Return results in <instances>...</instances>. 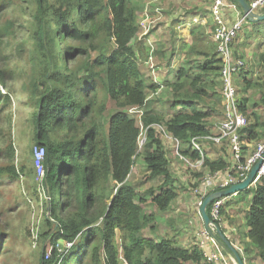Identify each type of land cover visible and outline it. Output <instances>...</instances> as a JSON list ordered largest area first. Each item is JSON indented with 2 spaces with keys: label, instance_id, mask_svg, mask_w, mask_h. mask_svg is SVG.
Returning a JSON list of instances; mask_svg holds the SVG:
<instances>
[{
  "label": "trees",
  "instance_id": "trees-1",
  "mask_svg": "<svg viewBox=\"0 0 264 264\" xmlns=\"http://www.w3.org/2000/svg\"><path fill=\"white\" fill-rule=\"evenodd\" d=\"M7 1L0 0V15L1 5ZM34 1V60L38 76L30 92L37 106L33 116L34 145L45 153L41 187L49 201V218L40 238L55 247L71 244L72 249L63 259L55 251L46 260L44 252L40 264H73L78 259L82 264L84 255V264H208L198 248L191 250L176 246L172 240L155 241L143 235L146 230L154 231L155 227L149 225L155 217L145 213L142 204L147 201H137L141 193L129 177L137 159L142 158L146 167L143 182L153 185L145 194L152 197L161 214L172 208L177 194L171 187V144L158 126L188 147L182 153L185 157L193 162L201 159V153L190 147L191 140L219 134L217 130L213 132L211 124L223 107L218 93L222 70L218 52L202 50V36L195 33L193 45L183 48L189 58V70L178 71L177 82L169 87V106L165 104L167 109L158 111L147 104L163 84L142 80L137 62L141 61V54L136 46H131L140 31L137 12L141 1ZM249 24L245 28L254 25ZM192 30L203 29L198 25ZM4 35L6 31L0 28V37ZM57 35L63 37V50ZM236 43L235 54L239 56ZM263 46L264 41L258 49L262 51ZM2 47L0 40V161L12 163V144L7 141L3 147L2 143L10 135V126L5 130L4 125L10 120L5 114L12 106L9 78L13 74L2 56ZM256 65V75L247 72V65L246 71L236 78L239 94L240 89L245 94L241 111L249 123L242 132L247 145L264 139V51L258 55ZM1 88L9 93L4 94ZM134 108L142 112L143 130L138 120L130 116L129 111ZM143 133L144 146L140 149ZM206 142H200L204 153ZM209 144L218 158L210 159L205 153V169L213 174L226 171L230 165L229 150ZM21 172L25 173L24 167ZM19 173L13 164H0V177L18 179ZM246 193L242 200L250 201L248 237L264 264V178ZM8 239L0 227V252ZM241 257L246 264V256Z\"/></svg>",
  "mask_w": 264,
  "mask_h": 264
},
{
  "label": "rangeland",
  "instance_id": "rangeland-1",
  "mask_svg": "<svg viewBox=\"0 0 264 264\" xmlns=\"http://www.w3.org/2000/svg\"><path fill=\"white\" fill-rule=\"evenodd\" d=\"M135 1L138 3L142 2L141 9L137 12L140 31L131 46H136L141 54V56L137 55L141 61L136 60L140 64L142 80L147 83H155L157 80L158 83L161 82L163 84V87L157 90L153 98H149L147 107L164 111L167 109L165 104L169 106L171 100L169 87L177 82L178 71L184 70V68L189 70L187 63L189 58L183 52V49L177 52L173 51L172 41L177 43L175 30L193 29L201 24H204L206 30H212V23L209 20V5L205 0ZM137 6L140 5L138 4ZM1 9L0 28L6 31V35L0 37L3 43L1 52L2 56L6 58L9 72L13 74L12 78H9L10 88H12L10 92L12 106L7 108L5 114L9 116L10 120L4 125L5 130L10 126V135L5 137V142L2 143V146L5 147L7 141H10L15 152V159L12 163L1 160L0 164L15 165L20 172V176L18 179H12L8 176L0 177V227L9 238L0 252V264H40L44 252H46V260L50 259L55 251H57L59 256L63 255L61 256V259H63L72 249L66 244L64 248L55 247L49 240L40 238V234L44 232L45 220L49 218V214L46 211V204L49 201L45 199V193L41 187L42 172L38 168L40 166L38 165L39 155L37 153L40 149L35 148L34 145L35 126L33 116L37 111V106L34 96L30 92V86L38 76L34 60L35 27L32 20L37 10V4L34 0H9L1 5ZM175 11L178 13L175 14L177 19H173L170 16ZM194 11H197L199 16L203 15V17L197 19L193 15L183 17L184 12L191 13ZM146 30H149V34L144 37ZM62 38L57 35V39L61 41V50L64 47ZM239 39L243 42L241 46L244 48H241V46L240 48L244 52L243 54L241 52V55L248 65L247 72L251 74L254 71L257 74V57L264 51V46L262 51L258 49L259 44L264 41V23L257 22L252 26H248L241 33ZM239 39L238 41L241 42ZM247 53L249 57H247ZM1 89L4 94L9 93L5 88ZM240 91V97L243 99L245 94H243L241 89ZM251 92L247 94L250 96ZM218 93L223 104L221 78ZM223 107L221 105V113L216 114L211 120V124L215 128L213 132L218 131V125L223 121ZM129 112L131 117L138 120V126L143 130L140 123L141 110L134 108ZM144 138L145 135L143 133L140 149L144 146ZM262 142H264V139L247 146V156H250L253 149L255 150L256 146ZM179 162L182 164L181 161ZM180 163L179 168L182 176L184 178L189 177L192 169L189 167L187 169L185 165ZM23 167L25 168V173L21 172ZM204 168L196 172L203 173L205 177L208 172L205 174ZM145 170L146 167L142 158H138L129 177V181L139 187L138 190L141 196L137 201L140 202L142 198L147 201L142 204V207L147 215L155 217L151 220L152 224L149 225L150 228L152 226L155 227L154 231L146 230L143 235L155 241L164 239H178L180 241V234L184 235L185 229L189 232L195 231L191 222L193 217L189 216V213L185 214L183 212H179L178 215L174 213L169 215L168 212L167 214H161L153 204L152 197L145 194L153 186L151 183L148 185L144 184ZM177 186L179 188L182 187L181 180L177 182ZM195 187L193 186L190 190V200ZM246 194V192L241 193L240 198L246 197ZM184 223H187V225L184 226ZM221 230L223 231V228ZM181 239L184 240L185 236ZM119 243L121 244V240H119ZM85 252H81L79 255L81 256ZM84 256L82 264L86 261ZM251 257L253 261H256L254 255ZM249 261H251L250 258L247 259L246 263H249ZM80 263L79 259L73 261V264ZM253 264L263 263L260 258Z\"/></svg>",
  "mask_w": 264,
  "mask_h": 264
},
{
  "label": "built area",
  "instance_id": "built-area-1",
  "mask_svg": "<svg viewBox=\"0 0 264 264\" xmlns=\"http://www.w3.org/2000/svg\"><path fill=\"white\" fill-rule=\"evenodd\" d=\"M205 1L209 5L210 18L213 23V39L219 59L222 62L221 86L224 113L223 121L218 125L219 134L214 137L193 138L191 140L190 147L194 151L201 153V159L193 162L182 154L183 143L171 135L166 128L158 126L164 134L165 140L173 145L180 159L192 170L199 171L205 167V153L200 143L201 140L212 142L220 148L229 150L231 158L227 170L215 174L208 172L201 184L193 189L196 217H193L191 222L194 224V222L198 221L203 225L201 208L207 197L243 183L260 160H263V164L253 186H256L264 178V142L258 144L250 156H247L245 152L246 143L243 141L242 132L249 123L247 116L241 111L242 101L236 85V78L246 71L247 65L245 60L235 54L234 45L250 21L235 0ZM246 1L252 12L258 15L264 14V0ZM148 34L149 30H146L144 37ZM155 83L161 84L157 80ZM37 153L39 155L38 165L40 166L38 168L44 175L42 161L45 153L41 149ZM224 205L225 198H221L214 200L207 208L212 220L210 228L214 234L223 225L222 211ZM67 245L71 247V244ZM195 246L200 250L204 261L208 264H237L205 226L197 231Z\"/></svg>",
  "mask_w": 264,
  "mask_h": 264
},
{
  "label": "crops",
  "instance_id": "crops-1",
  "mask_svg": "<svg viewBox=\"0 0 264 264\" xmlns=\"http://www.w3.org/2000/svg\"><path fill=\"white\" fill-rule=\"evenodd\" d=\"M192 13H194V14H192ZM175 14H178L177 11L173 12L170 16H172L173 19H177V16H175ZM197 14H198L197 11H194L191 13L184 12L183 17H188L191 15L195 16V19H197L199 17H203V15L199 16ZM185 15H187V16H185ZM209 20L211 21L210 13H209ZM199 27L203 30H192L189 28H187L185 30H175V35H176L175 39L177 40V43H175V41H172L173 51L174 50L176 52L180 51L181 49H183L187 45L192 46L194 43L193 35L195 33H198L202 36L200 39V48L202 50L205 49L207 52L217 51V47H216V44H215L214 39H213V30H206L204 24H201ZM242 44H243L242 41L241 42L238 41V43L236 44V50L239 51V53H238L239 56L243 58V56L241 55V52H242L241 48H244L241 46ZM240 46H241V48H240ZM243 53L244 52H242V54ZM173 55H174V53H173ZM247 57H249L248 53H247ZM196 59L200 60L202 58H196ZM202 60L204 61L205 59H202ZM202 60H200V61H202ZM247 146H249V145L246 144V147ZM187 149H188V147L187 146L185 147L183 145L181 152L183 153ZM204 149H205V153L208 155V157L210 159L215 160L218 158V153L215 151L214 148L211 147L209 142H206V144L204 145ZM168 151H169L168 160L170 163V170H171V174H172V178H173V182H172L171 187L173 189H175V192L177 194V199H176L175 203L173 204L172 208L170 210H168L167 212L169 215H171L173 213L178 215L179 212H183L185 214L189 213V216L196 217L195 197H194V195H193V197L191 196V200H190V195H191L190 190H191V188H193V186L197 187L201 184L200 182L203 181L204 174L200 173V172H196L195 170H192L190 173V176L187 178H184L182 176L181 170L179 168V163H180L179 161H181L182 164L187 167V169H188V166L177 155L176 150L173 148L172 144L169 147ZM253 152H254V149H253ZM246 153H248V151ZM203 171H205V174L207 172H209L205 168L203 169ZM203 171H201V172H203ZM200 175H202V177H199ZM179 180L182 181V187L181 188H179L177 186V182ZM240 196H241V194L229 197L227 199L225 198V205H224V208L222 211V219H223V225H222L223 231L222 232L224 233L226 238L230 241V243L240 252L241 255H245L247 259L250 258L251 261H249V263H246V264H253L256 261H258L260 259V257L258 255L257 248L252 244L250 238L248 237L249 227L247 225L246 219H247V212L249 209V202L250 201H249V199L246 201H243L242 198H240ZM188 197H189V199H188ZM165 214H167V213H165ZM176 222H178V221L176 220ZM180 222H181V219H180ZM196 222L197 223H194L193 227H192V228H195V231L189 232V231H187V229H185V231L183 232L184 235L180 234L181 238L183 236H185L184 240L181 238H180V241H178V239H175V240L168 239V240H172L173 243L179 247H183V248H187V249H191V250L194 248H197L195 246L196 245V234L200 228L204 227V225L198 221H196ZM186 225H187V223H184V226H186ZM186 234H187V236H192V237H187ZM252 255L255 256L256 261H253V259L251 257Z\"/></svg>",
  "mask_w": 264,
  "mask_h": 264
},
{
  "label": "water",
  "instance_id": "water-1",
  "mask_svg": "<svg viewBox=\"0 0 264 264\" xmlns=\"http://www.w3.org/2000/svg\"><path fill=\"white\" fill-rule=\"evenodd\" d=\"M235 1L239 4L241 9L243 10V13L247 16L250 22L252 23L264 22V14L258 15L252 12L246 0H235ZM262 164H263V160H260L254 166L248 178L243 183L234 185L227 190L212 194L209 197H207V199L204 202L203 207L201 208V215H202V220H203L205 228L209 232H211V234L217 240L220 246L223 247L225 252L228 255H230L237 264H245V262L243 261L240 255V252L230 243V241L226 238V236L224 235V233L222 232L220 228L217 229L216 234L212 232L210 228L212 224V220L210 219L207 208L216 199L229 198V197L236 196L243 192L248 191L253 186Z\"/></svg>",
  "mask_w": 264,
  "mask_h": 264
}]
</instances>
